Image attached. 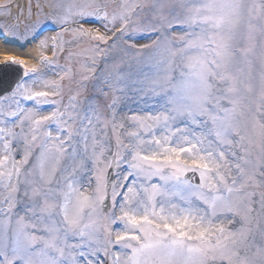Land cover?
<instances>
[{
  "label": "snow or ice",
  "instance_id": "1",
  "mask_svg": "<svg viewBox=\"0 0 264 264\" xmlns=\"http://www.w3.org/2000/svg\"><path fill=\"white\" fill-rule=\"evenodd\" d=\"M0 264H264V0H0Z\"/></svg>",
  "mask_w": 264,
  "mask_h": 264
},
{
  "label": "bare ground",
  "instance_id": "2",
  "mask_svg": "<svg viewBox=\"0 0 264 264\" xmlns=\"http://www.w3.org/2000/svg\"><path fill=\"white\" fill-rule=\"evenodd\" d=\"M30 45L29 46H26V47H24L23 49H22V51L23 52H27V51H29L30 50ZM19 50V49H18Z\"/></svg>",
  "mask_w": 264,
  "mask_h": 264
}]
</instances>
